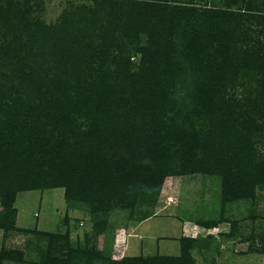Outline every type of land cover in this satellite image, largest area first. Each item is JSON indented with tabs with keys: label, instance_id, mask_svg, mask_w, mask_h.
Segmentation results:
<instances>
[{
	"label": "trees",
	"instance_id": "obj_1",
	"mask_svg": "<svg viewBox=\"0 0 264 264\" xmlns=\"http://www.w3.org/2000/svg\"><path fill=\"white\" fill-rule=\"evenodd\" d=\"M190 1L92 0L91 5H70L58 23L48 25L34 16L33 7L37 3L0 0V205L6 209L5 217L13 211L15 194L23 190L64 187L67 200L87 202L92 212L125 205L143 183V196L148 195V187L158 190L165 176L160 170L161 161L154 166L157 171L147 176H135L144 168L135 161L148 150L151 139V147L156 149L150 150V154L166 151L163 143L166 136L153 127L161 122L165 107L163 93L160 95V80H151L150 75L157 67L156 60L162 55V49L161 43H154L156 30L149 27L151 22H137L130 15L141 16L144 11L149 14L157 7H169L176 15L171 16L183 17L192 10L185 4ZM253 2L249 0L248 4ZM210 12L208 20L205 19L210 30L214 27L213 16L225 14L237 21L236 28L245 26L244 21L253 25L255 20L257 27L260 26L257 18L260 16L252 15L251 11ZM117 27H121V31L115 37ZM255 31L262 34V29ZM142 33H148L149 42L134 49L141 58L138 70L131 72V55L125 48ZM190 39L192 52L203 46L198 40L199 32ZM208 40L214 48L209 63L217 61L218 46L226 54L231 49L216 32ZM241 40L240 52L246 53L244 47L248 40V45L256 48L253 52L256 58L251 64L248 59L242 64L247 68L258 64L256 68L260 71L264 57L259 34L246 35ZM113 48L122 50L120 59L113 54ZM229 62L231 65L223 72H219L222 65L214 62L217 71L207 72L204 81L210 91L206 96L199 91L195 100L202 108L213 112L216 108L215 120L227 116L231 122L217 133L214 132L217 128L213 129L216 144H212L210 132V151H204L202 160L195 161L202 166L200 168L197 162L199 171L207 172L214 168L207 167L213 158L219 160L227 156L233 166L230 177L235 178L233 183L240 185L244 177L256 173L257 165L249 163L248 158L252 156L250 138L256 132V125L255 121L244 118L248 115L246 110L224 104L221 96L226 86L221 80H232L234 87L239 68L235 61ZM110 64L116 68L111 70ZM163 77H169L168 71ZM258 99L260 102L256 105L260 108L262 105L264 110V86ZM144 120L152 124L149 128L145 126L146 132L140 124ZM261 127L264 129V125ZM260 167H264V161ZM144 176L148 177L146 181ZM229 179L226 177L224 183L230 184ZM260 181L264 182V171ZM225 184L224 201L231 197L224 191ZM6 221L7 218H2L0 227L9 228ZM98 223L105 225L106 221ZM207 224L214 225V222ZM50 235L52 246L60 236ZM181 239L178 255L124 257L116 264H193L189 249L195 240ZM58 261L68 264V260L58 258H50L47 264Z\"/></svg>",
	"mask_w": 264,
	"mask_h": 264
},
{
	"label": "rangeland",
	"instance_id": "obj_2",
	"mask_svg": "<svg viewBox=\"0 0 264 264\" xmlns=\"http://www.w3.org/2000/svg\"><path fill=\"white\" fill-rule=\"evenodd\" d=\"M30 1L33 5L37 3L33 7L34 16L48 25L58 23L70 5L92 4V0ZM248 1L191 0L185 4L192 10L183 17H174L169 7H157L148 11L149 14L144 11L141 16L130 15L137 22L150 21L149 27L156 30L154 43H161L162 55L150 75L153 76L151 80H160V95L163 93L165 106L161 122L153 127L166 136L163 142L166 151L150 154V150L156 149L151 147V139L148 150L139 154L140 160L135 162L144 168L135 176L155 173L154 166L161 161L160 170L165 174L163 182L158 190L148 187L146 196L141 194L143 183L125 205H113L98 212H92L87 202L67 200L64 187L18 191L8 217H5L6 209L0 205V220L7 218L9 224V228L0 227V264H47L50 258L68 260V264H116L132 254L149 256L157 252L172 256L170 252L180 253L181 238L195 240L189 249L193 264H264V182L260 181L264 171V167H260L264 161V129L261 127L264 110L262 105L261 108L256 105L264 86V61L260 71L256 68L258 64L252 68L242 64L246 59L251 64L256 58L253 56L256 48L248 45L249 40L244 47L246 53L238 50L243 37L259 34L264 57V0H254L251 4ZM247 9L252 15L260 16L257 17L260 26L257 27L255 20L253 25L244 21L245 26L236 28L237 21L225 14L213 16L214 27L210 30L205 20L211 10L212 13L220 10L244 13ZM258 28L262 29V34L255 31ZM120 29H114L115 37L120 35ZM196 31L203 46L192 52L189 41ZM215 32L231 49L226 50V54L217 45V61L209 63L214 48L208 39H212ZM147 35L140 34L139 39L132 40L128 49L125 48L131 55V72L138 70L141 58L134 49L149 42ZM113 54L120 59L122 50L113 48ZM229 61L239 66L234 87L232 80L222 79L226 88L223 96H218L223 97L225 105L246 110L248 115L244 118L255 121L256 125V132L250 138L252 156H248L249 163L257 165L256 173L244 177L240 185L233 183L235 178L230 177L233 166L227 156L219 160L213 158L207 167L214 168L207 172L199 171V161H195L202 160L204 151H210V132L212 135L217 128L214 131L217 133L224 124L231 122L227 116L215 120L214 113L218 110L202 108L195 100L199 91L205 96L210 91V86L204 85L205 74L217 71L219 65L223 67L219 72H223L231 65ZM214 62L217 67L213 66ZM110 68L116 67L110 64ZM165 71L169 77H163ZM262 103L264 105V100ZM140 124L144 132L147 131L145 126H152L148 120ZM213 142H217L215 135H212ZM226 177L230 178V184L224 183ZM146 179L148 177L144 176ZM224 184V191L231 196L226 201L222 195ZM100 220L106 224H99ZM208 222L214 225H206ZM50 234L60 236L52 246Z\"/></svg>",
	"mask_w": 264,
	"mask_h": 264
},
{
	"label": "crops",
	"instance_id": "obj_3",
	"mask_svg": "<svg viewBox=\"0 0 264 264\" xmlns=\"http://www.w3.org/2000/svg\"><path fill=\"white\" fill-rule=\"evenodd\" d=\"M156 253H157V252H156ZM156 253H154V254H156ZM139 255H141V254H139ZM142 255H143V254H142ZM170 255L173 256V253L170 252ZM129 256H134V255L132 254V255H129Z\"/></svg>",
	"mask_w": 264,
	"mask_h": 264
}]
</instances>
